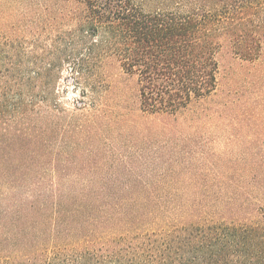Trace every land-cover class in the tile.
I'll return each instance as SVG.
<instances>
[{"label":"trees","instance_id":"obj_1","mask_svg":"<svg viewBox=\"0 0 264 264\" xmlns=\"http://www.w3.org/2000/svg\"><path fill=\"white\" fill-rule=\"evenodd\" d=\"M222 55L251 72L213 109ZM257 63L264 0H0V264H264V122L226 134L236 156L211 153L219 137L198 127L236 109L251 124ZM114 68L133 80L135 110L110 84ZM134 113L158 117L151 166L93 145ZM54 121L62 145L44 190L35 137Z\"/></svg>","mask_w":264,"mask_h":264},{"label":"rangeland","instance_id":"obj_2","mask_svg":"<svg viewBox=\"0 0 264 264\" xmlns=\"http://www.w3.org/2000/svg\"><path fill=\"white\" fill-rule=\"evenodd\" d=\"M220 59V69L218 74V90L216 92V95L213 96L209 100V106L215 109V107H219L221 103H224L225 101L232 100V97L228 96V91L232 89H242L241 87L243 85H247L246 82H244V78H246V75H248V72H251V70L244 68H239L236 63L231 62V59L229 57H225V55H222L219 57ZM233 64V67L237 68L236 71H241L242 74L238 77H234L231 74V71H229L228 67L229 65ZM258 64V63H257ZM257 69L264 70V63L258 64ZM244 70H246L244 72ZM253 71V70H252ZM108 77L110 84L114 86L116 91H119V93L122 95L123 99H125L126 102H124V107L134 109L136 108L137 104L134 98L135 93V84L133 80L125 79L123 75L121 76L119 70L117 68H114L112 70L108 71ZM68 77V73H64V78ZM264 80L259 81V83H256V87L259 88V86L264 85ZM262 82V83H261ZM254 83V82H253ZM260 84V85H259ZM251 88V87H250ZM235 91V90H234ZM59 92H63L59 95V98L61 102L70 109V112L72 114H78L79 112H75L74 110V104L82 100L81 97H79V93L76 92V90L73 88V85L66 84L65 81H63L60 85ZM251 96V95H250ZM249 95H246L245 97H250ZM250 101L252 103L248 104V111L251 113L253 117L250 118V123L254 122V119H259L264 122V99H261L258 97L256 100L251 99ZM248 99V98H247ZM119 97L118 96H112L110 97V106H116L119 104ZM260 105L262 106V109L260 108ZM232 107H236V104L232 105ZM239 107V106H238ZM235 110V109H232ZM127 111V110H124ZM239 111V112H236ZM236 111L230 112L228 115H221L220 118H214L212 119V123L209 122L207 124L201 123L198 125L200 136L202 137L205 132L209 134L210 136H218L219 140L216 141V143H212L210 146H208V150L211 153L216 154H222L223 152L230 151L233 148V154L236 156V153L238 152L236 148L238 147V144L233 141V143H227L225 140V136L227 133L234 132V129L241 128V130L247 131V130H253V127H256L257 125H253L252 123L249 124V120H245V114L242 115L241 110L236 109ZM137 120L134 119V115H136ZM134 115H131L132 117L126 116L132 121H128L125 123H122L119 121L118 118L110 120L109 123L106 126L101 127V129L98 131V134L96 138L94 139V146L99 148H106L108 150H111L115 153H120L123 156H128L127 162H134L135 163H147L145 165H153L155 163V155L154 151H156V147L159 145L160 140V134H158L157 130V121L158 117L155 116H149L145 114H138L134 113ZM238 116V119L234 120L233 118H230L232 116ZM260 115V116H259ZM136 117V116H135ZM263 117V118H260ZM180 120V118H179ZM237 123V126H234L231 129L232 125H235ZM50 126V127H49ZM186 126V125H185ZM189 124L186 127V130H188L190 133L194 131V126H190ZM264 127V126H263ZM163 134H166L169 136V131L162 132ZM196 135V134H192ZM35 142H37V147H35L36 151L39 153L41 161L37 165L39 168V171L41 173V180L44 186H42V189H47L49 184H52L55 181V169L57 165V160L59 159V151H60V145H62L61 141V131L56 126L55 121L52 122L51 125H47L46 129H43L42 133L35 137ZM92 142V141H91ZM252 142L251 135L246 136L245 143L243 145L248 146ZM27 148L33 149L34 147L33 143H30V145H26ZM240 147V146H239ZM13 152V145H4L2 149V153L6 155V157L9 158V156ZM137 152V153H136ZM27 153V152H26ZM30 153V152H28ZM133 154L132 158L130 159L131 154ZM119 154L118 157L116 155L114 158H120L122 161L124 158H121V155ZM215 156V155H214ZM215 158V157H214ZM221 158V157H220ZM234 158V157H230ZM119 159V160H120ZM114 160V159H112ZM213 161L215 159L209 158L208 161ZM117 163V160L115 161ZM115 163V164H116ZM124 173V174H123ZM120 174H123L124 176L127 174L126 172H121ZM148 174V173H147ZM147 174L145 172L142 173H136L135 175H145L147 177ZM0 192H6L5 188L2 189V186L0 185Z\"/></svg>","mask_w":264,"mask_h":264}]
</instances>
